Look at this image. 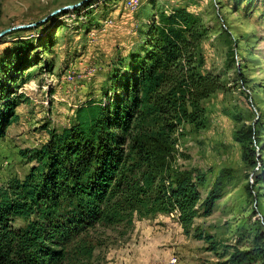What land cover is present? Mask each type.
Masks as SVG:
<instances>
[{
  "label": "rangeland",
  "instance_id": "374dc122",
  "mask_svg": "<svg viewBox=\"0 0 264 264\" xmlns=\"http://www.w3.org/2000/svg\"><path fill=\"white\" fill-rule=\"evenodd\" d=\"M180 6L208 28L204 68L225 87L202 101L203 127L173 134L169 170L202 175L201 199L222 169L230 176L189 233L175 213H134L86 229L63 264H264V0H0V81L19 103L0 139V187L25 176L22 150L74 124L77 107L121 94L149 24Z\"/></svg>",
  "mask_w": 264,
  "mask_h": 264
},
{
  "label": "trees",
  "instance_id": "16d2710c",
  "mask_svg": "<svg viewBox=\"0 0 264 264\" xmlns=\"http://www.w3.org/2000/svg\"><path fill=\"white\" fill-rule=\"evenodd\" d=\"M207 33L185 7L159 13L118 82L121 94L80 105L74 124L22 150L32 163L28 172L0 187V264H63L67 245L86 229L134 213H175L189 233L196 217L212 212L230 169L220 171L204 199L202 175L169 170L173 134L186 123L203 127L202 101L225 87L204 68ZM4 90L0 81V139L19 104Z\"/></svg>",
  "mask_w": 264,
  "mask_h": 264
},
{
  "label": "water",
  "instance_id": "95a60500",
  "mask_svg": "<svg viewBox=\"0 0 264 264\" xmlns=\"http://www.w3.org/2000/svg\"><path fill=\"white\" fill-rule=\"evenodd\" d=\"M76 5H77V4H73V5H69V6H64V7L60 8V9L56 10L55 12H59V11H61V10H65V9H67V8H73V7H75ZM24 26H28V25H18V26H16V27H24Z\"/></svg>",
  "mask_w": 264,
  "mask_h": 264
},
{
  "label": "built area",
  "instance_id": "2783aa9c",
  "mask_svg": "<svg viewBox=\"0 0 264 264\" xmlns=\"http://www.w3.org/2000/svg\"><path fill=\"white\" fill-rule=\"evenodd\" d=\"M172 261H175V259H172Z\"/></svg>",
  "mask_w": 264,
  "mask_h": 264
}]
</instances>
